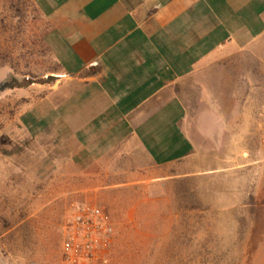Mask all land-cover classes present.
I'll use <instances>...</instances> for the list:
<instances>
[{
  "label": "crops",
  "instance_id": "obj_1",
  "mask_svg": "<svg viewBox=\"0 0 264 264\" xmlns=\"http://www.w3.org/2000/svg\"><path fill=\"white\" fill-rule=\"evenodd\" d=\"M31 1L61 79L19 122L38 177L79 202L164 178L258 101L264 0Z\"/></svg>",
  "mask_w": 264,
  "mask_h": 264
},
{
  "label": "rangeland",
  "instance_id": "obj_2",
  "mask_svg": "<svg viewBox=\"0 0 264 264\" xmlns=\"http://www.w3.org/2000/svg\"><path fill=\"white\" fill-rule=\"evenodd\" d=\"M44 30L31 0H0V264H63L67 209L78 200L67 184L38 177L32 137L19 122L32 101L60 83ZM248 89L258 101L245 109L244 122L229 123L227 137L201 139L162 179L110 187L92 202L113 226L97 264H264L256 131L264 81L248 77Z\"/></svg>",
  "mask_w": 264,
  "mask_h": 264
},
{
  "label": "built area",
  "instance_id": "obj_3",
  "mask_svg": "<svg viewBox=\"0 0 264 264\" xmlns=\"http://www.w3.org/2000/svg\"><path fill=\"white\" fill-rule=\"evenodd\" d=\"M259 150L264 163V107L256 119ZM113 226L101 207L90 202L73 201L67 209L63 227V264H97L110 244Z\"/></svg>",
  "mask_w": 264,
  "mask_h": 264
}]
</instances>
